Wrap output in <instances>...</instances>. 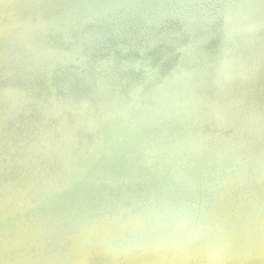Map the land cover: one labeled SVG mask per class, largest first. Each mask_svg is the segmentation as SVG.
Listing matches in <instances>:
<instances>
[{
  "label": "water",
  "instance_id": "water-1",
  "mask_svg": "<svg viewBox=\"0 0 264 264\" xmlns=\"http://www.w3.org/2000/svg\"><path fill=\"white\" fill-rule=\"evenodd\" d=\"M261 8L264 0H0V137L5 140L0 141V179L17 175L14 191L25 181L23 190L33 192V184L27 183L50 171L40 146L52 149L48 142L53 140L75 154L74 168L84 176L78 161L94 163L104 145L100 130L113 125L119 115L137 127L136 113L155 112L167 122L172 115L181 129L186 123L198 126L203 118L197 115L200 108L193 113L198 122L190 115L195 103L196 108L208 103L223 112L220 95L234 99L228 82H249L243 63H250L258 74L264 70V43L259 39L264 20H255L250 12ZM241 19L254 22L251 31L242 32L245 28L237 24ZM214 81L219 88L210 85ZM245 92L256 96L249 89ZM179 104L182 111L175 112V107L167 112L168 106ZM174 132L178 135L180 130ZM94 135L93 143L87 144ZM158 137L160 143L174 135ZM225 161L215 158L217 168ZM1 196H8L2 188ZM4 198L0 218H8L7 213L21 216L22 210ZM34 201L26 209L34 208ZM24 220L14 242L0 246L21 249L33 264L47 263L48 258L53 264L60 262L55 251L48 257L39 253L47 243L32 244L31 236L70 243L76 251L95 231L70 227L57 234L46 224L29 226ZM220 247L218 253L229 261L235 251ZM90 254L99 256L96 250ZM202 255L185 258L204 261ZM167 256L177 260L173 253ZM2 258L3 264H10Z\"/></svg>",
  "mask_w": 264,
  "mask_h": 264
},
{
  "label": "bare ground",
  "instance_id": "bare-ground-1",
  "mask_svg": "<svg viewBox=\"0 0 264 264\" xmlns=\"http://www.w3.org/2000/svg\"><path fill=\"white\" fill-rule=\"evenodd\" d=\"M250 12L255 20H264V8ZM250 22L241 19L237 24L247 33L253 28ZM259 39L264 43V34ZM243 65L249 82L245 86L228 82L234 99L220 95L223 112L208 103L197 108L195 103L189 110L197 122L194 109L202 110L195 113L203 117L198 126L186 123L179 129L172 115L167 122L155 112L136 113L139 127L116 116L113 125L100 130L104 145L94 163L78 161L84 176L74 168L75 154L65 152L61 143L48 142L52 149L41 145L50 171L27 183L33 184V192L23 190L25 181L14 191L17 175L0 179V188L8 195L0 199L8 198L22 210V217L7 213L8 218H0V243L14 242L25 219L29 226L46 224L57 234L70 227L76 232L95 230L76 251L70 243L31 236L32 244L47 243L39 253L48 257L57 252L60 264H264V70L258 74L250 63ZM217 83L210 85L219 88ZM168 107L169 114L175 107V112L183 110L182 104ZM168 132L174 137L157 143L158 136ZM96 136L86 143L92 144ZM215 158L227 161L217 168ZM74 172L80 175L69 176ZM37 184L43 188L38 190ZM33 201L34 208L26 209ZM219 246L235 251L229 261L218 253ZM14 247L0 246V264L2 257L10 264L18 259L33 264ZM95 250L99 256L90 254ZM155 252L158 257L152 256ZM168 253L177 260L169 261ZM197 254H203L204 261L185 258ZM47 261L43 264H53L52 258Z\"/></svg>",
  "mask_w": 264,
  "mask_h": 264
}]
</instances>
